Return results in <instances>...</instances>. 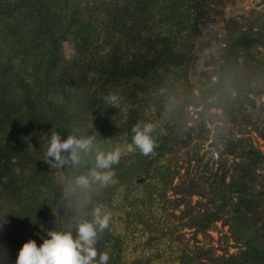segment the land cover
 Returning <instances> with one entry per match:
<instances>
[{"label": "trees", "instance_id": "obj_1", "mask_svg": "<svg viewBox=\"0 0 264 264\" xmlns=\"http://www.w3.org/2000/svg\"><path fill=\"white\" fill-rule=\"evenodd\" d=\"M210 1L0 0V264H15L22 243L39 245L47 230L75 235L97 206L110 214L95 244L108 253V264H264V185L256 172L263 156L251 152L249 137L215 124L218 159L205 179L220 191L219 204L177 221L168 215L167 192L179 196L176 204L200 195L195 181L172 185L179 175L175 152L193 133L204 138L214 118L232 126L244 114L249 130L264 134L246 113L264 95V0L228 16ZM218 23L216 53L197 71L196 40L203 27ZM209 43L199 42V51ZM109 93L118 94V105L101 100ZM138 122L153 126L156 147L147 156H122L106 186L75 183L93 166L91 150L77 165L44 160L52 131L63 138L79 128L96 137L93 147L111 150L130 142ZM218 221L255 231L238 239L244 246L238 253L190 252L181 230L205 240Z\"/></svg>", "mask_w": 264, "mask_h": 264}, {"label": "rangeland", "instance_id": "obj_2", "mask_svg": "<svg viewBox=\"0 0 264 264\" xmlns=\"http://www.w3.org/2000/svg\"><path fill=\"white\" fill-rule=\"evenodd\" d=\"M259 0H234L233 3L224 0L223 5H218L215 0L210 1L211 6H217L218 9H221L225 16L236 13H247L252 8H259L258 5ZM213 35L222 36L223 31L221 28V24H209L203 27L201 36L196 40V47L194 48L196 55L199 57V60L196 63V70H200L202 68L203 60L209 54H215L217 50V44L213 39ZM210 39V43L208 47H205L203 51H199L198 43L205 42ZM64 53L67 58H72L73 50L72 46L69 43H64ZM190 113L193 110L189 109ZM213 112L219 114L217 110H213ZM249 115L251 122H255L258 125V129L261 130L264 128V95L256 98V107L254 109H249L246 111ZM243 115H239L237 117V122L232 126L226 124L223 121H220L217 118L213 119L212 123H207V127L209 129L208 132L205 133L204 138H199L197 133H193L192 139L189 141L187 147L178 148L175 152V165L179 169V175L183 176H175L172 180V185L176 183H192L196 182V189L200 192V195L193 194L190 198H184V202H178L176 204V200L179 196L171 194V192H167L168 197L172 200V206L168 208V215L171 220L177 221L179 219H186L188 217H194L211 211L215 206L219 204V196L220 191H217L214 188V183L212 181L206 182V175L208 171H213L214 167H216L215 161L218 159V152L212 146V142L215 139L214 136V125L219 124L225 128H231L232 132L237 137H249L253 146L254 151L251 152L258 155L263 156V162H261L257 168V173L260 175V182L264 185V134L261 136L255 130H249V126L247 122L242 119ZM193 118L196 117L194 113ZM189 124H193V120H189ZM247 130V132L245 131ZM198 144L199 148L195 152L193 149L195 145ZM101 149L99 147H92L91 149V158H94L95 152ZM193 156L191 162H188V159ZM199 157L201 159H196ZM198 163H197V162ZM210 199H214V202L210 201ZM186 202L190 205H196V208L190 209L186 207ZM186 203V204H185ZM260 209L264 213V197L260 204ZM254 227H246L241 230L235 231L228 229L227 226L221 224L220 221L215 223V228L208 231L210 238H206L203 240L202 236L197 234V240L192 239V230L190 229H182L181 233L184 235L187 240L188 249L190 252H205L206 256L209 255H217L221 254L225 251L228 253H238L241 249H243V245L238 239L249 238L254 233ZM207 262V259H203Z\"/></svg>", "mask_w": 264, "mask_h": 264}, {"label": "clouds", "instance_id": "obj_3", "mask_svg": "<svg viewBox=\"0 0 264 264\" xmlns=\"http://www.w3.org/2000/svg\"><path fill=\"white\" fill-rule=\"evenodd\" d=\"M101 100L107 105L116 106L120 97L116 93H109L102 96ZM152 130L151 124L138 122L131 127L130 142L117 145L111 150L98 149L93 166L86 175L75 178L76 185L87 187L90 179L99 182L101 186L113 183V166L119 163L122 156L137 151L145 156L153 153L156 142L151 135ZM81 131L75 128L63 138L52 131L47 137L44 150L45 162L57 168L69 161L73 165L79 164L81 155L92 149L96 138L94 135L78 134ZM4 216L0 225L5 222ZM109 218L110 214L103 211L102 206H97L93 209L91 221L85 219L76 224L75 235L71 231L50 229L46 231V237L41 238L39 245L28 239L18 249L15 264H108V253H98L95 244L98 234L109 227Z\"/></svg>", "mask_w": 264, "mask_h": 264}, {"label": "water", "instance_id": "obj_4", "mask_svg": "<svg viewBox=\"0 0 264 264\" xmlns=\"http://www.w3.org/2000/svg\"><path fill=\"white\" fill-rule=\"evenodd\" d=\"M140 181V180H139Z\"/></svg>", "mask_w": 264, "mask_h": 264}]
</instances>
